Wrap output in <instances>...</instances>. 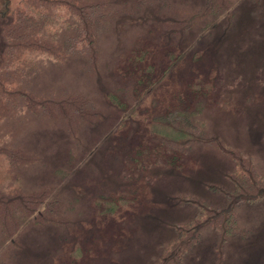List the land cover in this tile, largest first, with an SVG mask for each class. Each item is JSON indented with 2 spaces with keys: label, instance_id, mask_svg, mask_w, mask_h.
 <instances>
[{
  "label": "rangeland",
  "instance_id": "rangeland-1",
  "mask_svg": "<svg viewBox=\"0 0 264 264\" xmlns=\"http://www.w3.org/2000/svg\"><path fill=\"white\" fill-rule=\"evenodd\" d=\"M94 1L93 72L80 56L44 59L6 99L1 147L32 162L14 176L25 194L56 199L61 218L0 232V264H264V190L237 196L229 178L243 157L264 183V0H230L229 19L195 23L206 0ZM23 90L41 102L79 95L94 116L69 126L26 109ZM196 101L193 137L162 142L172 131L159 116ZM162 145L166 159L181 155L179 167L132 163L137 148ZM193 202L222 217L231 209L232 228L205 226L179 259H161L185 238Z\"/></svg>",
  "mask_w": 264,
  "mask_h": 264
},
{
  "label": "trees",
  "instance_id": "trees-1",
  "mask_svg": "<svg viewBox=\"0 0 264 264\" xmlns=\"http://www.w3.org/2000/svg\"><path fill=\"white\" fill-rule=\"evenodd\" d=\"M229 6L230 0H206L201 13L191 15L188 22L195 23L204 18L216 20L222 12L225 13V18L229 19L230 13H227ZM100 9H102L100 2L94 0H0V85L7 88L5 98L0 95V120L6 99L20 91L16 85L18 82H15L33 77L44 59L63 62L69 56H80L87 62V71L93 72L97 59L96 19ZM130 90L133 92V88ZM26 92L23 90L21 94L22 100L28 104L26 109H41L47 115L50 114V117L56 112L68 125L73 122L72 120L81 121L94 116L93 110L88 109L79 95L72 94L54 101L42 98L41 102L33 96L28 97ZM200 111V102L196 101L192 108L180 105L160 115L161 121H164L172 131L168 134L169 138L162 139V142L177 144L187 140V135L193 137L192 131L198 129L195 123ZM1 144L0 142L1 234L4 237L11 236L26 222H58L61 212L57 200L53 197L48 198L43 191L25 194L19 178L14 176L16 168L32 163L29 156L20 150L9 149L8 145L1 147ZM172 150L173 156L170 154V158L166 159L167 153L163 145L159 150L140 147L134 151V158L131 161L136 165L145 166L146 161L148 164L155 159L168 164L171 168L179 167L181 155L176 153V149ZM233 162V170L229 173V178L234 184L233 192L237 196L245 194L249 199L252 195L262 196L264 183L257 178L249 162L243 157L234 158ZM131 165H128L130 172L133 171ZM115 202H111V206H116ZM191 205L196 208L195 215L182 229L185 238L179 243L171 241L164 247L161 259L170 256L179 259L185 247L197 240L199 231L205 226H212L224 233L232 228L234 220L231 209L222 217L223 213H215L201 204L194 205L193 202Z\"/></svg>",
  "mask_w": 264,
  "mask_h": 264
}]
</instances>
